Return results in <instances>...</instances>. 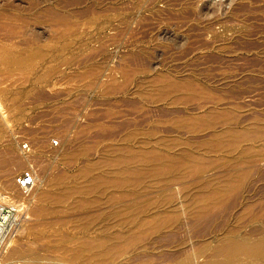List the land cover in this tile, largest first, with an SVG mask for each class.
I'll use <instances>...</instances> for the list:
<instances>
[{
    "label": "rangeland",
    "instance_id": "rangeland-1",
    "mask_svg": "<svg viewBox=\"0 0 264 264\" xmlns=\"http://www.w3.org/2000/svg\"><path fill=\"white\" fill-rule=\"evenodd\" d=\"M42 164L68 196L3 187L45 190ZM0 190L25 205L0 264H204L264 238V0H0Z\"/></svg>",
    "mask_w": 264,
    "mask_h": 264
},
{
    "label": "bare ground",
    "instance_id": "bare-ground-1",
    "mask_svg": "<svg viewBox=\"0 0 264 264\" xmlns=\"http://www.w3.org/2000/svg\"><path fill=\"white\" fill-rule=\"evenodd\" d=\"M7 56H9V55H7ZM5 58H6V56H5ZM58 143L59 142H57V144ZM36 145L39 148L40 147H43L42 143L40 144L39 141L37 142ZM52 150L53 151H51V150L48 151V152H50V154L47 153V152L46 153L49 154V156H51V155L53 156V153L55 152L56 155H54V156L59 155L58 157H60L61 158V161L64 162V163L69 162L72 158L75 157V153H74V151L72 149H66V151L65 150L62 151L60 148L55 149V147H54V148H52ZM58 151H60V154H57ZM28 159L29 158L25 157L24 161H22V162L25 163V162H27ZM39 171H40V173H41V175L43 177L42 181H43L44 185H46V189L45 190H42L41 192H37L38 191L37 189H35V190L30 189L29 190V193L27 195H31L32 197H35L37 199H47V198H63V197L68 196L71 193V188L69 186H66L65 185V183H67V181L69 179L68 178V175H67V172H64V171L63 172H60L59 171L57 173L50 172V167L47 164H42L40 166V168H39ZM12 173H14V172H9L6 175V177L2 180L3 187L5 189H7L9 187H12L11 189H14L16 192H18V190H19V192H20V194L22 196L23 195H26L27 192H22L17 187V184H15V183H13L11 181V175H12ZM33 177H34V181H35L34 183H36V177H35V175H33ZM233 183L234 182L231 181L230 179H225L222 182L211 183L210 189L213 192L212 193V195H213L212 198L217 199L218 197H220L225 192V190H227L228 188H230L232 186ZM52 189H54V191ZM26 196H23V197H26ZM211 199H210V201H211ZM214 199H212L211 202L215 201ZM22 220H21V222H22ZM219 252H220V257L221 258L220 257L219 258H213V259L205 262L204 264H226L228 262L229 263H232V262L234 263L235 262V258H237L238 255L241 254V253H244V254L250 253V256L252 254H261L262 253L261 256H263V253H264V238H260V239H257L255 241H252V242H247V240L245 241V239H244V241H242L241 239H239V238L237 239L234 236L227 237L220 244ZM187 261L188 260H184V261L182 260L178 264H188ZM253 261H252V264H254ZM236 262H237V259H236ZM259 262L261 263V261H259ZM255 263H256V261H255Z\"/></svg>",
    "mask_w": 264,
    "mask_h": 264
},
{
    "label": "built area",
    "instance_id": "built-area-1",
    "mask_svg": "<svg viewBox=\"0 0 264 264\" xmlns=\"http://www.w3.org/2000/svg\"><path fill=\"white\" fill-rule=\"evenodd\" d=\"M16 184L22 192H28L34 184L33 173L23 171L16 177ZM24 208L23 202L0 190V252L8 247L18 225L25 218Z\"/></svg>",
    "mask_w": 264,
    "mask_h": 264
}]
</instances>
